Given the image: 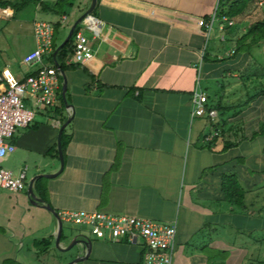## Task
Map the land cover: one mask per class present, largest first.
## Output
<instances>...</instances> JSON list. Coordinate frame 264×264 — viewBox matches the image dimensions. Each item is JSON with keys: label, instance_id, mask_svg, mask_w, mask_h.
I'll use <instances>...</instances> for the list:
<instances>
[{"label": "crops", "instance_id": "crops-1", "mask_svg": "<svg viewBox=\"0 0 264 264\" xmlns=\"http://www.w3.org/2000/svg\"><path fill=\"white\" fill-rule=\"evenodd\" d=\"M219 1L99 0L91 13L101 21L99 35L93 38L80 23L92 58L63 71L66 101L73 107L64 128L69 136L64 166L54 177H41L45 201L58 213L84 209L175 224L172 264L250 263L252 232L261 218V213L223 199L221 177L235 174L246 195L264 179V132L258 133L264 122V94L250 98L264 90V41L237 46L264 12L249 3L241 14L226 17L232 21L229 25L218 16ZM89 3L73 0L66 14L54 21L49 18L53 12L32 6V44L22 54L15 78L23 81L41 64L48 65L49 52L41 62H23L36 46L34 22L60 21L62 27L72 19L70 26ZM39 12L44 18L38 19ZM214 13L208 33L206 24ZM58 29L53 41L59 45L67 35L58 41ZM258 79L260 88L244 101L237 99L239 86L249 92ZM210 83L217 86L213 96L208 93ZM197 89L207 96V106L221 107L214 108L212 121L192 115ZM25 103L36 109L34 121L16 129L15 149L0 158L1 168L14 174L24 167L26 171L23 190L0 187V264H64L87 250L81 244L64 251L56 248L57 219L30 201L27 188L35 175L58 171L59 156L47 152L57 145L63 116L71 109L65 105L62 112H54L55 106H36L29 97ZM213 131L218 135L206 141ZM62 222L61 247L76 234L90 239L88 255L74 264H144L139 244L125 237L111 240L108 231L101 238L92 226ZM227 227L234 236L229 231L226 237ZM41 239L50 244L34 243ZM27 243L32 246L25 252ZM43 252H51V262L35 259Z\"/></svg>", "mask_w": 264, "mask_h": 264}, {"label": "built area", "instance_id": "built-area-1", "mask_svg": "<svg viewBox=\"0 0 264 264\" xmlns=\"http://www.w3.org/2000/svg\"><path fill=\"white\" fill-rule=\"evenodd\" d=\"M3 10L5 9H0L1 12ZM214 15L215 13L211 21L206 24L208 33L215 18ZM223 20L229 25L232 24V21L226 17H223ZM82 24L93 32V38L99 35L101 21L98 18L87 17ZM33 33L36 46L23 57L25 63L41 62L42 55L52 52L53 49V23L36 21L33 25ZM93 53L90 40L83 30H79L75 37L73 52L67 56L65 63L85 62L92 58ZM60 74L58 68L46 64H41L35 73L26 76L23 81L15 78L8 69L2 71L0 74V158L15 149L12 138L16 129L28 127L34 121L36 109L27 106L25 98H31L39 107L56 105ZM207 100L204 92L199 89L195 90L192 96V115H205L212 121L217 112L207 106ZM218 133V131H213L205 137V140H212ZM0 187L9 191L23 190L26 187L25 167L17 174L0 167ZM58 214L63 221L94 227L98 237L103 238L105 232L108 231L111 240L125 237L130 243L139 244L143 251L144 264L173 263L177 232L175 224L160 223L135 215H110L84 209L67 210Z\"/></svg>", "mask_w": 264, "mask_h": 264}, {"label": "trees", "instance_id": "trees-1", "mask_svg": "<svg viewBox=\"0 0 264 264\" xmlns=\"http://www.w3.org/2000/svg\"><path fill=\"white\" fill-rule=\"evenodd\" d=\"M73 0H56L52 3H45L43 0H22L20 2H13L11 0H0V9H7L9 7L13 8L14 10V16L16 17L22 10H24L27 7H32L37 4L40 5L41 9L48 10L53 12L54 14L58 15L59 17H62L66 14V6H71ZM258 2L260 0H257ZM254 2V0H236L235 2L230 3H223L221 0L218 4V16L219 17H227V18H234L235 16L241 14L244 9L247 7L249 3ZM99 0H97L95 8L92 10V14L95 13V10L98 6ZM61 23L60 21L54 22V36L53 40L55 38V33L57 29L60 27ZM82 25L78 24L76 28L74 29L73 34L68 39V41L58 50L56 53L55 59L53 58V52L55 48L58 46V43H55L53 41V49L52 52L48 54L47 62L48 65H52L56 68L57 65L59 66V70L65 71L70 66L73 65L65 63V60L69 54L73 52L74 48V42L77 32L81 29ZM248 39V43H245V39ZM260 41H264V17L256 20L253 22L246 34L242 37L240 41H238V48L243 49L246 44L254 45L257 44ZM77 64V63H75ZM5 85V83H4ZM58 103L53 108L54 112H62L65 108V102L61 95V76L59 77V87H58ZM264 94V90H260L254 95H252L250 98H255L259 95ZM209 108H215L220 109L219 103H212L208 106ZM66 115L63 116V121L66 120ZM223 132V131H222ZM264 132V122L261 124L258 133ZM69 142V136L64 129L61 135V148L63 155L65 153V149L67 147V144ZM49 155H54L55 157H58V151H57V145L54 144L47 152ZM44 181V178H39L35 181L34 187L36 192L40 195V197L44 200H47V193L46 189L43 186L42 182ZM221 190L223 194V199L235 207H240L242 209L246 208L245 204V195H246V189L242 187L240 184L238 177L233 173H226L221 177ZM63 237V233L61 234V238ZM45 243V246H48L50 244V241L48 239H41V240H35L34 243L36 245H40L41 243ZM257 264H264V260H258L256 262Z\"/></svg>", "mask_w": 264, "mask_h": 264}, {"label": "rangeland", "instance_id": "rangeland-1", "mask_svg": "<svg viewBox=\"0 0 264 264\" xmlns=\"http://www.w3.org/2000/svg\"><path fill=\"white\" fill-rule=\"evenodd\" d=\"M13 2H20L22 0H11ZM224 2H235L236 0H223ZM255 7H259L260 12H264V5L259 6L258 1L254 0ZM251 4V3H250ZM5 13H2V12ZM2 12L0 11V72L7 67L12 74L17 77V74L19 72V62L22 54L31 46L32 44V36L30 33V22L35 16V12L33 10V7H27L24 10H22L16 17L14 16L15 12L13 8L9 7ZM78 10H74L72 14L76 16L78 13ZM43 15L41 12L38 13ZM73 15V16H74ZM44 18L43 16L38 17V19ZM49 18L54 21L56 20L57 15L52 14L49 16ZM72 19L68 21V23L65 26H60L58 29V41H60V38L64 36V34L67 35L71 25L69 26ZM255 20V19H252ZM264 62V58L261 59ZM264 65V63H263ZM258 80H254V83L252 87L250 88L249 92H246L242 87H238V91L236 94L237 99L241 98L240 100L244 101L246 99L247 94L251 93L253 94L257 88V86L260 88V85L257 84ZM206 84V81L204 82ZM211 84V83H210ZM262 87V86H261ZM258 88V89H259ZM217 90L216 84L209 85L208 86V93L212 96L214 95V92ZM245 91V92H244ZM1 161V159H0ZM0 167H3L0 164ZM29 177V176H28ZM245 204L246 206L251 210L255 211L258 215L261 213V218H257L256 220V226L254 232H252V242H251V262L244 264H257L256 262L258 260H264V179L258 184V187L256 189H252L249 191L248 195H246L245 198ZM229 205V204H226ZM66 225V224H65ZM86 228L91 229V226H84ZM229 231H231L234 236L235 232L232 231V228H226V237H229ZM27 246L31 247V243H27L24 247V251H27ZM57 248V247H56ZM58 249V248H57ZM60 250V249H58ZM37 259L39 262H51L52 256L51 252L46 253L43 252L40 255H38Z\"/></svg>", "mask_w": 264, "mask_h": 264}, {"label": "water", "instance_id": "water-1", "mask_svg": "<svg viewBox=\"0 0 264 264\" xmlns=\"http://www.w3.org/2000/svg\"><path fill=\"white\" fill-rule=\"evenodd\" d=\"M97 0H90V3L87 7V9L75 20V22L72 24L67 36L65 37V39L55 48L54 52H53V58L55 59L56 57V53L58 52V50L68 41V39L71 37V35L74 32V29L76 28V26L80 23H82V21L87 18V17H93L94 16L91 14L92 10L94 9V7L96 6ZM58 69L59 66L57 65ZM61 75L63 77V81H62V98L65 102V105L67 108L71 109V114L67 117L66 121L64 123H62V125L59 128V133H58V139H57V149H58V156H59V160H60V166L58 171L54 172V173H50V174H38L35 175L34 177H32L28 183V188H27V192H28V197L30 199V201L34 204H38L41 205L43 207H45L46 209H48L49 211H51V213H53V215L56 217L57 219V233H56V238H55V244L56 247L58 249L61 250H69L73 245H82L83 248H86L87 252L86 253H80L78 254L74 259H72L71 261H68L64 264H74L82 259H84L87 255H88V251H89V245H90V239L87 236H82L81 238L78 237V235H73V239L72 242L67 246V247H61L59 245L60 242V237L63 231V222L58 214V212L53 209L45 200L41 199L40 197H37L34 189H33V183L36 179L41 178V177H54L56 176L63 168L64 166V157H63V152H62V148H61V135L63 132V129L65 128V126L68 124V122L71 120L72 114H73V107L71 104H69L66 101V96H65V92H66V88H67V81H66V77L63 74V71L60 70Z\"/></svg>", "mask_w": 264, "mask_h": 264}]
</instances>
